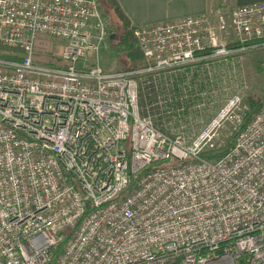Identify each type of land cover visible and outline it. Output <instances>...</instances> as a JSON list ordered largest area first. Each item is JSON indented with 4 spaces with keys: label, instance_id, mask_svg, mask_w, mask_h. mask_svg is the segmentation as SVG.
Masks as SVG:
<instances>
[{
    "label": "built area",
    "instance_id": "built-area-1",
    "mask_svg": "<svg viewBox=\"0 0 264 264\" xmlns=\"http://www.w3.org/2000/svg\"><path fill=\"white\" fill-rule=\"evenodd\" d=\"M223 4L134 29L143 68L106 72L97 0H0V264H264V101L246 122L230 97L190 140L139 107L138 76L162 88L264 46V3ZM41 38L60 65L36 60Z\"/></svg>",
    "mask_w": 264,
    "mask_h": 264
},
{
    "label": "trees",
    "instance_id": "trees-1",
    "mask_svg": "<svg viewBox=\"0 0 264 264\" xmlns=\"http://www.w3.org/2000/svg\"><path fill=\"white\" fill-rule=\"evenodd\" d=\"M107 2L108 5L111 6L110 13L114 14V17L118 20V24H120L122 28V37L120 42L115 46V49L118 54L125 53L131 65V67L124 68L122 71H133L143 68L142 54L133 37L134 29L122 15L115 0H107ZM262 43H264V41L259 40L251 41L248 44L261 45ZM236 47L237 45H231L230 49ZM0 57L5 56L0 55ZM235 64H237L235 58L228 56L227 59H222L220 62L208 61L206 63L184 67L180 69L172 79L168 78L169 84L162 88L154 84L152 75L144 74L138 76L136 80L139 85V107L141 110H144V108L148 106L150 111L157 115L158 124L155 123V126L161 132L164 133L163 130L167 128L166 126H170L166 125L167 123L164 121H171L173 119L175 121L183 120L184 124L175 122L171 124V128L175 130H181V128H183L184 130L182 131L188 137H196L206 125L188 123L189 118L198 117L199 115H196L200 113L201 109H209L208 100L211 95L213 97L214 90L216 91L220 87L225 86V78L228 77L226 72L230 69V66L232 69ZM236 68L237 67L234 69ZM230 78L231 76L229 75V79ZM158 98L163 101L166 100V102L164 104H158ZM263 101H260V99L256 97L248 98L246 101L248 108L245 118L246 122L259 112ZM196 107H199V109H196ZM158 108L161 110V113L158 111ZM193 127H197V131ZM229 146L214 151V154L208 153L205 155L209 157L223 156L228 151Z\"/></svg>",
    "mask_w": 264,
    "mask_h": 264
},
{
    "label": "rangeland",
    "instance_id": "rangeland-1",
    "mask_svg": "<svg viewBox=\"0 0 264 264\" xmlns=\"http://www.w3.org/2000/svg\"><path fill=\"white\" fill-rule=\"evenodd\" d=\"M97 2L99 3L101 12L106 17L109 24L107 39L100 45L99 48L97 60L98 65L106 72L122 71L124 68L131 67L126 54H118L115 49V46L121 40L122 28L120 24H118V20H116L114 14L110 13V6L108 5L107 0H97ZM61 46V42L53 39H39L37 44L36 60L43 64L60 65L61 63L58 59V53ZM11 53L12 51L0 46V55L6 56ZM229 55H232L230 57L235 58L237 64H235L232 69L230 66V69L227 70L226 75L228 74V77L225 78V86L220 87L216 91L214 90L213 97L211 95L208 100L209 109L207 108L206 110H209L215 115L225 105L226 101L234 95H238L245 104L249 97L259 98L260 101L264 100V74L262 70L264 66V46L262 45L260 47L252 48L246 52H232ZM235 67L237 68L234 69ZM229 75L231 76L230 79ZM158 111L161 113L159 108ZM149 112L154 121H156L155 123L158 124L157 115L153 114L151 111ZM198 115L199 114L196 116ZM169 121L170 120L164 121L167 123L166 125H170L166 126L167 128L163 130L166 135L175 137L178 134H182L187 139L191 138L182 131L184 130L183 128H181V130L171 128V124L173 122ZM193 128L197 131V127ZM229 130L230 125L228 122L224 124V127L222 126L218 130L219 140L217 144L220 148H226L230 145V138L227 136ZM208 153L214 154L206 149L204 154Z\"/></svg>",
    "mask_w": 264,
    "mask_h": 264
},
{
    "label": "crops",
    "instance_id": "crops-1",
    "mask_svg": "<svg viewBox=\"0 0 264 264\" xmlns=\"http://www.w3.org/2000/svg\"><path fill=\"white\" fill-rule=\"evenodd\" d=\"M115 2L130 26L138 29L177 22L188 17L210 15L224 7L223 3L232 9L264 3V0H115ZM214 115L206 108L201 109L199 116L189 118L188 123L207 125Z\"/></svg>",
    "mask_w": 264,
    "mask_h": 264
}]
</instances>
